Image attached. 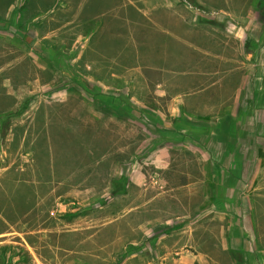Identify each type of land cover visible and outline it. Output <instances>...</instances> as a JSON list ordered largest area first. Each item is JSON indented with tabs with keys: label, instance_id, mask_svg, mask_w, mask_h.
Returning <instances> with one entry per match:
<instances>
[{
	"label": "crops",
	"instance_id": "0c3cea01",
	"mask_svg": "<svg viewBox=\"0 0 264 264\" xmlns=\"http://www.w3.org/2000/svg\"><path fill=\"white\" fill-rule=\"evenodd\" d=\"M19 2L21 13L10 15ZM259 2L0 0V21H9L11 36L22 41L20 61L13 59L12 66L52 70L57 102L69 96L62 78L72 85L83 81L92 102L115 100L120 113L132 107L138 121L149 118L155 147L145 162L160 171H141L135 155L140 132L132 147H111L110 129H102L106 135L98 148L94 129L89 138L81 135L85 129H54V140L49 129H6L0 156L10 161L0 166V235L20 231L33 264L45 260L35 234L59 264H264ZM33 82L41 89L51 85L39 75ZM20 86L12 77L0 81L14 104ZM11 110L6 106L0 115ZM98 165L106 171L96 189L79 167L89 166L90 173ZM111 165L137 168L122 176L127 184L116 196H106L116 198L117 206L108 201L99 207L109 216L97 227L92 216L77 227V215L63 202L73 203L82 191L107 195ZM147 177L165 188L146 189ZM56 204L60 209L52 219ZM113 224L117 236L106 238ZM114 245L118 249L111 251Z\"/></svg>",
	"mask_w": 264,
	"mask_h": 264
},
{
	"label": "rangeland",
	"instance_id": "374dc122",
	"mask_svg": "<svg viewBox=\"0 0 264 264\" xmlns=\"http://www.w3.org/2000/svg\"><path fill=\"white\" fill-rule=\"evenodd\" d=\"M260 3V2H259ZM259 10V19L262 21L264 19V0L263 3L259 4L257 7ZM21 13L20 2L16 6H14L13 10L9 12L10 15L17 16ZM0 14L2 12L0 11ZM9 21H0V81L4 80L7 77H12L15 81L20 82L22 86L17 87L15 98V104L12 103L9 99H6L4 96V91L7 87H0V109L6 108V106H12V110L9 111V116H1L0 115V150L3 149V141L5 138L6 129H49L53 131V133H49L51 139L54 140V129H85L81 132L83 137L89 138V129H94V145L95 147H100L102 144V136L105 139L106 131L102 129H110L108 131V137L110 139V146L113 147L117 144L125 142L127 145H131L133 139L138 140L139 132L141 133L142 144L136 150V156L139 162H141L140 169L145 174L148 173H159L157 167L153 164H149L145 162V159L149 158V156L153 155V148L155 145L153 144L155 139L149 133V129H152L150 123L151 120L149 118L143 117L142 120L138 121L136 119L135 114L132 111V107L130 109L122 108V112L120 113L117 110L118 103L115 100H110L105 103V105H101L100 102H92L90 98L85 94L87 88L90 89V86L81 81L75 82L74 85L70 84L62 78V88L66 89L68 92V100L65 102H57L54 100L53 93L54 89H58L59 86L54 87L53 81V71L50 69L46 70H30L28 68L27 63L19 62L14 67L12 65L13 59L19 60L21 57V47L22 41L20 36H11L12 31L9 28ZM9 25V26H8ZM20 35V32H18ZM20 61V60H19ZM39 75L41 81L46 83H51V85L47 86L45 89H41L34 85V78ZM64 77V76H63ZM0 110V113H1ZM97 111L102 112V114H97ZM119 129V130H118ZM154 145V146H153ZM179 147L181 144L179 143ZM10 153L14 154L15 149L11 148ZM178 155L176 156V161H180L182 156V150L179 149ZM1 153V152H0ZM129 151L126 152V157L128 158ZM131 154H133L131 152ZM117 152L111 155V162H115L117 159ZM140 159L142 161H140ZM10 161L9 158H3L0 156V166H5ZM128 161V160H127ZM137 166L133 165H111L109 170V186L107 190V195H102V193L97 194H85L79 192L76 199H73V203H64L62 206H67L68 208L73 209V213H75L78 217L77 227H84L86 222H91L93 217V224L97 225L102 221L103 216H109L108 213L104 214L100 211V206L107 205L108 201H110L109 205L111 207L117 206L116 198H108L106 196L113 195L116 196L118 190L123 189V187L127 184V182L122 181L123 175H128L134 172V169ZM180 165H176L173 167L174 170L179 169ZM80 171H88V183L93 182L94 187L99 189L102 185V173L105 175L106 167L102 165L94 166L92 168V172L89 173L90 167L83 166L79 167ZM92 173V174H91ZM78 176H82L78 174ZM105 177V176H104ZM150 179L147 177L145 181V185L148 188H151L154 185V189L165 188L162 183L151 184ZM150 184V186H148ZM143 185V188L146 186ZM133 188V187H131ZM111 195V196H112ZM69 199V198H68ZM45 203L47 204V201ZM65 200V199H62ZM70 200V199H69ZM66 201V200H65ZM46 206H49L47 204ZM60 209V205H55V208ZM112 209V208H111ZM59 211V210H58ZM58 211L55 212L48 217H52L54 219V215H57ZM109 212H113L112 210ZM116 215L115 213L110 215ZM92 216V217H91ZM40 218L42 216L40 215ZM47 219V217H46ZM48 222V221H47ZM49 223H47L48 225ZM2 224L0 223V227ZM115 224L111 229L105 230V237L112 238L117 236L118 230ZM19 232V233H18ZM36 234L33 235V240L35 242L40 241V246L37 248L40 250L41 254L45 258L42 264H59L58 259L56 257V261L54 260V254L52 248H48V246H43V241L38 240L36 238ZM79 236H84L79 235ZM48 240H53L54 236H47ZM102 235L98 240H102ZM23 243V234L20 231H14V229H9L8 233H3L0 235V252L2 250V246H10L11 248L19 247L20 249H24L22 246ZM38 244V242H37ZM40 247V248H39ZM118 246L114 245L110 247V250H116ZM37 250V251H39ZM20 255H25L26 260L20 264H33L35 261L33 258L30 259L27 253L24 250L20 251ZM19 256H14L13 261H15ZM64 261V258L63 260ZM111 263V261H110ZM62 264H69L62 262Z\"/></svg>",
	"mask_w": 264,
	"mask_h": 264
},
{
	"label": "trees",
	"instance_id": "16d2710c",
	"mask_svg": "<svg viewBox=\"0 0 264 264\" xmlns=\"http://www.w3.org/2000/svg\"><path fill=\"white\" fill-rule=\"evenodd\" d=\"M0 252V264H20L26 260L25 255H20L19 247L11 248L10 246H2ZM14 256H19L15 261H13Z\"/></svg>",
	"mask_w": 264,
	"mask_h": 264
}]
</instances>
